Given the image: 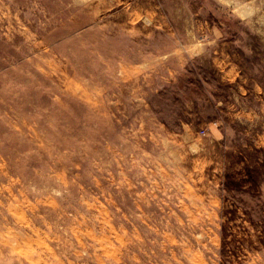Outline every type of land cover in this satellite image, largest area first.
<instances>
[{
	"label": "rangeland",
	"instance_id": "rangeland-1",
	"mask_svg": "<svg viewBox=\"0 0 264 264\" xmlns=\"http://www.w3.org/2000/svg\"><path fill=\"white\" fill-rule=\"evenodd\" d=\"M0 264H264V0H0Z\"/></svg>",
	"mask_w": 264,
	"mask_h": 264
}]
</instances>
